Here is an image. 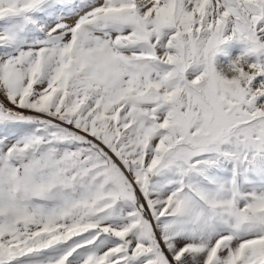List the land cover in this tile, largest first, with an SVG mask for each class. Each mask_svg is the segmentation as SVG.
Here are the masks:
<instances>
[{"label":"snow or ice","instance_id":"obj_1","mask_svg":"<svg viewBox=\"0 0 264 264\" xmlns=\"http://www.w3.org/2000/svg\"><path fill=\"white\" fill-rule=\"evenodd\" d=\"M0 264H264V0H0Z\"/></svg>","mask_w":264,"mask_h":264}]
</instances>
